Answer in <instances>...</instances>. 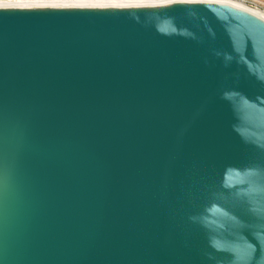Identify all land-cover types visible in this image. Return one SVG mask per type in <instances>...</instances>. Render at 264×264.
<instances>
[{
  "label": "water",
  "instance_id": "1",
  "mask_svg": "<svg viewBox=\"0 0 264 264\" xmlns=\"http://www.w3.org/2000/svg\"><path fill=\"white\" fill-rule=\"evenodd\" d=\"M0 264H264V23L0 8Z\"/></svg>",
  "mask_w": 264,
  "mask_h": 264
},
{
  "label": "bare ground",
  "instance_id": "2",
  "mask_svg": "<svg viewBox=\"0 0 264 264\" xmlns=\"http://www.w3.org/2000/svg\"><path fill=\"white\" fill-rule=\"evenodd\" d=\"M189 4H211L227 6L234 10L243 12L258 21L264 23V13L246 7L245 5L231 0H195ZM186 5V4H174ZM172 6V5H167ZM145 7L155 9L158 7H166L159 0H0V8H76V9H117Z\"/></svg>",
  "mask_w": 264,
  "mask_h": 264
},
{
  "label": "rangeland",
  "instance_id": "3",
  "mask_svg": "<svg viewBox=\"0 0 264 264\" xmlns=\"http://www.w3.org/2000/svg\"><path fill=\"white\" fill-rule=\"evenodd\" d=\"M231 1L239 2L245 5L246 7L264 13V0H231Z\"/></svg>",
  "mask_w": 264,
  "mask_h": 264
},
{
  "label": "snow or ice",
  "instance_id": "4",
  "mask_svg": "<svg viewBox=\"0 0 264 264\" xmlns=\"http://www.w3.org/2000/svg\"><path fill=\"white\" fill-rule=\"evenodd\" d=\"M159 2L164 5H174V4H189L194 3L195 0H159Z\"/></svg>",
  "mask_w": 264,
  "mask_h": 264
}]
</instances>
